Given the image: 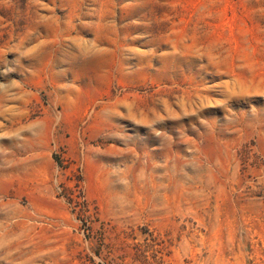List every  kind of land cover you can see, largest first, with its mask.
Instances as JSON below:
<instances>
[{
    "label": "rangeland",
    "instance_id": "374dc122",
    "mask_svg": "<svg viewBox=\"0 0 264 264\" xmlns=\"http://www.w3.org/2000/svg\"><path fill=\"white\" fill-rule=\"evenodd\" d=\"M0 264H264V0H0Z\"/></svg>",
    "mask_w": 264,
    "mask_h": 264
}]
</instances>
